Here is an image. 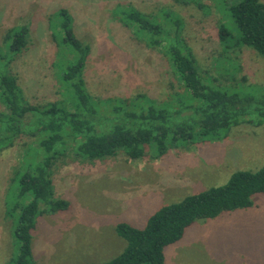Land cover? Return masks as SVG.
I'll return each instance as SVG.
<instances>
[{
    "label": "rangeland",
    "instance_id": "374dc122",
    "mask_svg": "<svg viewBox=\"0 0 264 264\" xmlns=\"http://www.w3.org/2000/svg\"><path fill=\"white\" fill-rule=\"evenodd\" d=\"M224 2L0 0V45L31 104L63 101L70 107L72 98L62 74L74 54L62 52L53 39L58 11L66 8L76 36L90 46L84 79L106 115L111 116L116 100L131 104L138 96L140 103L146 98L172 105L188 101L166 45L151 49L142 35L124 25L119 9L131 4L162 24L169 38L175 22L181 21L180 38L210 85L242 98L263 99L264 58L252 48H234L221 39L220 26L231 27L226 5L232 2ZM22 24L30 26V43L24 52L12 55L3 38L8 29ZM65 153L53 168V190L55 199L67 200L70 207L37 218L32 251L38 264L109 261L126 247L115 230L118 222L142 228L161 206L223 185L235 171L264 167V126L241 125L226 138L194 136L159 158L152 156L153 147L142 160L128 159L124 153L78 158L73 146ZM45 155L29 136L0 155V264H14L17 258L14 232L19 211L13 207L30 201L19 198V179ZM253 202L250 208L197 220L180 241L165 248V264H264V195L256 194Z\"/></svg>",
    "mask_w": 264,
    "mask_h": 264
},
{
    "label": "trees",
    "instance_id": "16d2710c",
    "mask_svg": "<svg viewBox=\"0 0 264 264\" xmlns=\"http://www.w3.org/2000/svg\"><path fill=\"white\" fill-rule=\"evenodd\" d=\"M229 1L232 3L226 7L231 27L220 26L221 39L234 48H252L264 58V2L224 3ZM119 10L124 25L142 35L149 48L161 49L166 45L176 78L188 92V101L179 100L176 106L146 98L145 103H140L138 96L131 104L116 100L111 116L106 115L101 101L88 92L84 79L90 46L76 36L66 8L58 11L53 39L62 52L74 54V60L62 74V83L72 98L70 107L63 101L31 104L0 45V105L4 108L0 111V155L14 148L23 136L33 138L46 153L19 179V198L27 196L30 201L13 207L14 212L19 211L14 232L18 254L14 264H38L32 251L37 218L70 207L67 200L55 199L52 178L53 168L66 155L68 146L75 147L78 158L94 160L124 153L128 159L142 160L150 147L152 156L159 158L194 136L226 138L241 125L264 126V98L229 94L204 79L193 52L180 38V20L175 22L174 36L169 38L170 32L153 16L131 4ZM5 42L9 43L12 55L24 52L30 43V26L22 24L8 29ZM256 194L264 195V167L235 171L223 185L161 206L142 228L118 222L115 230L126 241L125 249L109 261L91 264H165V248L180 241L197 220L203 222L224 212L250 208Z\"/></svg>",
    "mask_w": 264,
    "mask_h": 264
},
{
    "label": "crops",
    "instance_id": "0c3cea01",
    "mask_svg": "<svg viewBox=\"0 0 264 264\" xmlns=\"http://www.w3.org/2000/svg\"><path fill=\"white\" fill-rule=\"evenodd\" d=\"M89 264H91V263H89Z\"/></svg>",
    "mask_w": 264,
    "mask_h": 264
},
{
    "label": "bare ground",
    "instance_id": "6f19581e",
    "mask_svg": "<svg viewBox=\"0 0 264 264\" xmlns=\"http://www.w3.org/2000/svg\"><path fill=\"white\" fill-rule=\"evenodd\" d=\"M75 104V103H74Z\"/></svg>",
    "mask_w": 264,
    "mask_h": 264
}]
</instances>
